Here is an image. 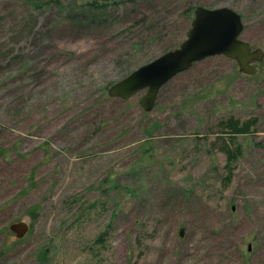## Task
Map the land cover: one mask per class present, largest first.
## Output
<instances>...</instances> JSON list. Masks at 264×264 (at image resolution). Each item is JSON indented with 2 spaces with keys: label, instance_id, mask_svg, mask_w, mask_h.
Returning a JSON list of instances; mask_svg holds the SVG:
<instances>
[{
  "label": "rangeland",
  "instance_id": "rangeland-1",
  "mask_svg": "<svg viewBox=\"0 0 264 264\" xmlns=\"http://www.w3.org/2000/svg\"><path fill=\"white\" fill-rule=\"evenodd\" d=\"M43 1L0 0V264H264V58L197 61L150 111L107 93L185 38L190 5L231 7L264 51V0ZM229 115L258 121L223 185Z\"/></svg>",
  "mask_w": 264,
  "mask_h": 264
},
{
  "label": "water",
  "instance_id": "water-1",
  "mask_svg": "<svg viewBox=\"0 0 264 264\" xmlns=\"http://www.w3.org/2000/svg\"><path fill=\"white\" fill-rule=\"evenodd\" d=\"M242 30V18L231 7L198 5L185 38L176 47L133 70L109 86L107 93L110 97L126 100L145 90L139 104L144 111H150L159 89L168 80L189 69L193 63L214 55L230 58L236 62L239 72L254 75L257 72L255 62L263 60L264 51L252 48L248 41L242 39ZM8 229L21 239L29 231V224L20 220L10 223ZM178 234L182 236L183 228Z\"/></svg>",
  "mask_w": 264,
  "mask_h": 264
},
{
  "label": "trees",
  "instance_id": "trees-1",
  "mask_svg": "<svg viewBox=\"0 0 264 264\" xmlns=\"http://www.w3.org/2000/svg\"><path fill=\"white\" fill-rule=\"evenodd\" d=\"M52 1L53 0L43 1V5H54L58 7V3ZM124 4L125 0H89L79 4V6L82 8H89L94 11L102 12L112 5L119 6ZM195 7L190 5L184 10L186 18H192ZM80 20L81 19H78L76 21L79 22ZM84 20L86 19L84 18ZM98 21L99 20H96L94 16L88 18V22L92 24L98 23ZM257 121L258 119L256 117H250L248 119L241 120L240 118L234 117L233 115H229L218 121L217 126L220 127V131L219 133H216L215 140H220V151L225 155V175L222 178L223 185H227L231 181L234 171V163L242 154V143L237 140V137L240 135L244 136L254 133L257 129ZM146 132L150 136L151 129L147 130ZM109 227L110 225L108 226V228ZM107 232L108 229L102 231L96 239V241L103 246L105 244L106 235L108 234ZM38 254L39 258L43 260L45 258L46 251L40 250Z\"/></svg>",
  "mask_w": 264,
  "mask_h": 264
}]
</instances>
